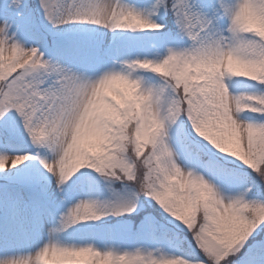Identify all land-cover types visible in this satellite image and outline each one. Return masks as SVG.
Instances as JSON below:
<instances>
[{"label": "snow or ice", "instance_id": "obj_1", "mask_svg": "<svg viewBox=\"0 0 264 264\" xmlns=\"http://www.w3.org/2000/svg\"><path fill=\"white\" fill-rule=\"evenodd\" d=\"M0 264H264V0H0Z\"/></svg>", "mask_w": 264, "mask_h": 264}, {"label": "rangeland", "instance_id": "obj_2", "mask_svg": "<svg viewBox=\"0 0 264 264\" xmlns=\"http://www.w3.org/2000/svg\"><path fill=\"white\" fill-rule=\"evenodd\" d=\"M129 3H134V4H143L146 3L147 0H128Z\"/></svg>", "mask_w": 264, "mask_h": 264}]
</instances>
